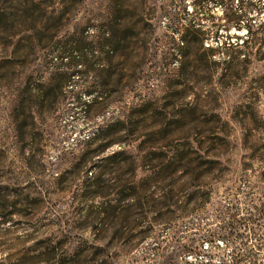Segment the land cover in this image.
<instances>
[{
	"label": "rangeland",
	"instance_id": "rangeland-1",
	"mask_svg": "<svg viewBox=\"0 0 264 264\" xmlns=\"http://www.w3.org/2000/svg\"><path fill=\"white\" fill-rule=\"evenodd\" d=\"M53 247L264 264V0H0V258Z\"/></svg>",
	"mask_w": 264,
	"mask_h": 264
},
{
	"label": "trees",
	"instance_id": "trees-1",
	"mask_svg": "<svg viewBox=\"0 0 264 264\" xmlns=\"http://www.w3.org/2000/svg\"><path fill=\"white\" fill-rule=\"evenodd\" d=\"M239 0H237V3ZM238 19V17L236 18ZM249 28L247 29V32H249ZM40 255V256H39ZM62 255H68L67 253H62ZM71 255V254H70ZM57 256V252L55 250V247L53 248H47L44 251H40L38 254H36V258L39 259L40 262H44L45 264H64L61 260L62 258L55 259ZM76 255H72V257H75ZM64 259V258H63ZM77 260H74L72 263L76 262ZM4 260L0 258V264L3 263Z\"/></svg>",
	"mask_w": 264,
	"mask_h": 264
}]
</instances>
